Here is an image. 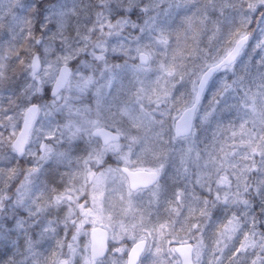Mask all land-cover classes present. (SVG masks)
<instances>
[{
  "label": "clouds",
  "instance_id": "1",
  "mask_svg": "<svg viewBox=\"0 0 264 264\" xmlns=\"http://www.w3.org/2000/svg\"><path fill=\"white\" fill-rule=\"evenodd\" d=\"M0 264H264V0H0Z\"/></svg>",
  "mask_w": 264,
  "mask_h": 264
}]
</instances>
